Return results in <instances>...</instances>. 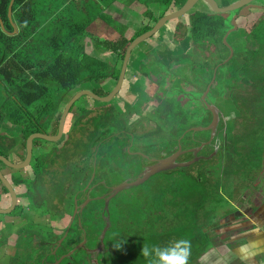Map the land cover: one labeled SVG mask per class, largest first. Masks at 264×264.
<instances>
[{
    "label": "trees",
    "instance_id": "obj_1",
    "mask_svg": "<svg viewBox=\"0 0 264 264\" xmlns=\"http://www.w3.org/2000/svg\"><path fill=\"white\" fill-rule=\"evenodd\" d=\"M115 1L14 0L8 18L11 0H0V133L5 124L19 130L23 150L31 134H47L53 124L57 113L46 100L47 93L58 104L86 83L95 95L107 96L110 91L103 90V86L109 81L115 84L131 41L159 18L182 7L186 0H132L145 8L143 17L152 26L145 25L129 39L125 37L126 27L102 15V10ZM150 3L157 5V17L148 7ZM97 18L112 27L108 38L100 39L87 32ZM177 22L173 41L181 43L188 37L191 49L202 61L196 62L188 52L172 56L167 65L151 58L162 73L155 79L156 94L148 103L153 101L156 106L151 118H143L142 133L119 125L112 130V115L125 112L119 105V111L111 107L116 98L107 104L95 101L100 106L92 110L74 104L68 111L65 123L69 115L71 119L58 141L59 147L32 157L31 182L38 194L34 190L22 196L36 198V207L42 208L51 220L64 218L74 199L81 203L86 186L87 191L95 192L89 195L91 202L101 200L102 207L97 214L93 209L92 216V207L81 209L76 216L80 222L74 220L63 228L67 234L59 246L58 239L47 242L41 237L25 243L13 264H54L71 251L59 264H113L116 251L114 264L125 253L131 264H150L153 258L141 254L143 246L175 247L181 241L188 242L187 264H192L213 248L214 224L234 212V208L218 212L223 203L233 206L236 196L245 192L248 195L242 202L247 205L254 202L250 201L252 197H264V192L254 185L257 170L264 167V17L258 18L248 33L257 47L248 61L232 57L224 62L220 56L217 38L227 30V19L222 14L192 11ZM86 36L113 55L112 65L85 53L81 40ZM220 72L229 75L232 85L211 87L201 98L213 75L217 79ZM163 73L170 77L166 83ZM211 107L217 113V126L211 143L199 154L206 151L211 157L185 155L175 164L189 163L186 166L164 170L137 185L159 176L164 178L146 196L134 195L132 201L138 205L121 208L112 201L128 189L114 191L120 185V172H132L134 181L154 165L152 162L169 157L178 147L192 151L206 142L210 131L202 128L211 122ZM132 112L138 115L136 109ZM60 115L51 135L57 133ZM2 137L0 155L8 158L1 148ZM47 143L51 142L34 139L32 150ZM74 162L76 167L72 168ZM52 170L59 175L53 177ZM17 184L19 180L14 178L12 185ZM49 184L51 190L46 189ZM104 193H108L106 200L99 198ZM204 205H209L210 214L208 210L202 212ZM22 210L17 205L13 216L21 215ZM198 214L206 216V221H201ZM186 230L191 235L187 238L183 233ZM171 234L173 239L169 238ZM183 247L179 244V248Z\"/></svg>",
    "mask_w": 264,
    "mask_h": 264
},
{
    "label": "rangeland",
    "instance_id": "obj_2",
    "mask_svg": "<svg viewBox=\"0 0 264 264\" xmlns=\"http://www.w3.org/2000/svg\"><path fill=\"white\" fill-rule=\"evenodd\" d=\"M218 1L220 2L221 5L227 6V5L232 4L233 2H235L237 0H218ZM263 2H264V0H257V3H263ZM200 4H204V3L200 2ZM205 11L208 14L215 13L206 4H205ZM235 14H233V12L222 14L227 19V23H226L227 24V31L232 29L231 23H232V18ZM260 14L264 15V11L252 10L250 12V16H248L247 19L240 18L238 28H239V26H241L242 28L238 29L237 31H232L229 34V36L227 37V40H226L228 46L226 44H224L223 42L221 44V38L223 37L224 34H220V36L217 38V45H218L220 56L224 59V62L226 60H228L229 58H232V57L238 58V59L239 58L240 59H246L245 61H248L251 59L250 54H251V52L253 53L257 49V47L255 46L254 43L251 42L252 45L249 43L250 37H249L248 32L250 31V27H251L252 23L255 22L256 18ZM176 23H177L176 20L169 22L168 24H166V25H168L167 28L173 30V27H174L173 25H176ZM145 25L152 26L151 23L146 24V21L142 20L140 27L142 28ZM227 31L225 32V34L227 33ZM94 35H96L97 37H100L101 39L106 38L105 34H102V33H98V34H94ZM125 37L127 39H129L130 34L125 35ZM164 39H165V34L162 32V30H160L155 36H153L152 38H150L147 41H144L142 45H140V46L138 45L134 49L135 58L136 59L142 58L143 64L149 65L148 66L149 69H145V70H146V72H148L152 76V80L151 79H149V81L145 80L142 76H139L137 78L135 75H133L134 74L133 70H131L128 73L129 77L127 76V78H125L126 83L124 82V84H123L124 86H123L121 92L118 94L119 98L118 99L116 98V100H114L112 102V105H111L112 108H116V110L119 111V109L117 108V105L120 104V106L122 107V109L125 110V112L128 116L125 114V112H124V114L123 113L121 114L120 111L118 113H114L110 119L112 124H113L112 130H115L117 128L115 125H119L120 127H122V129H134L135 132L139 134V132L142 133L141 131L143 130V126H145V122H143V118L147 117V116L149 118L152 117V115H153L152 111L155 109L154 107L156 106V104L153 101L150 104L148 102L153 100L154 94H156L155 92L157 90V87L154 84L156 81L155 79L157 78L159 73H162V71L160 70L159 66H157V65L152 66V63L149 64V62H150L149 59H150V57H152L153 55L156 54L158 59L160 61H162L160 59V57H162V56L158 52H156V50H152V49H153V43L156 45L157 43L164 41ZM82 43H83V39L81 40V45H83ZM229 47L232 49L231 57H230L231 52H230ZM182 49L184 51L187 48L185 47ZM187 52L193 58V60H195L196 62L202 61V58H200L198 56V54L194 50H192L191 48L189 50H187ZM104 53L106 55H104V54L101 55V58L104 59V61H106V63L112 64L113 59H114L113 55H111V53H109L105 50H104ZM166 56L162 57L165 60V62L167 61V58L170 57V55H166ZM105 57H106V59H105ZM156 66H157V68H156ZM223 69H225V67ZM136 75H138V73H136ZM162 75L164 77H166L165 82H164V83H166V81H168L170 79V77L166 76L165 73H163ZM133 85L135 86L134 88H132ZM228 85L229 86L232 85L229 75L226 74L225 72H220L219 78H217L214 81L212 87L215 89L218 86H228ZM113 87H114V83L112 81H109L103 86V90L111 91ZM83 90L91 91L92 87L90 84L83 83V84L79 85L78 87H76L74 90H72L70 92V94H68L65 97L64 101L60 102L58 104H55V102L53 100V96L50 93H47L46 100L48 101V103L51 104V106L54 107V109L56 110V113H57V114H55L53 124L51 125L50 129L47 130V135H51L50 132L54 130V126H55L57 117L62 112L63 106L65 105V103L75 93H77L79 91H83ZM205 93H206V90L201 95V98H203ZM122 96L123 97L127 96V98L132 99L133 100L131 102L132 106L127 105L125 108H123V106H122L123 101L121 100V103L118 102V101H120V99H122ZM78 106H81V107L84 106L87 110H92L95 107L100 106V105L97 104L95 101H92L91 99L87 98V97H82L75 103L74 107H78ZM133 109H136V111H138V115H142L141 116L142 118L138 117L137 114L133 113L132 112ZM70 119H71V115H69V117L67 119V123H65L66 128L64 127V131L67 129L68 122ZM76 120H78V119H76ZM75 122H77V121H75ZM64 131H63V133H64ZM0 135L3 136L2 139H4V143L1 144V148L8 154L7 159L10 162H12L11 160H13L14 163H19V160H21V158L25 154L23 149H22V140L20 139L19 130L14 129L13 127L5 124L3 126V128H1ZM124 140L125 139H122V141H124ZM135 142L137 144L136 139L134 140V143ZM41 143H43V142H41ZM60 144H61V142H58V141H57V143L42 144L39 148H37L36 150L33 151V155L34 156L43 155V154L47 153L51 148L59 147ZM263 144H264V142H263ZM263 144H262V147H263ZM31 165L32 164H30L27 168L22 169V170H13L9 167H6L3 164L0 165V171H1L2 175H4V173L7 174V177H6L7 180L11 181L14 178H17L19 180V184H17L13 188L17 194V205L18 206L21 205L23 207L22 213L19 216H13V213L12 214L11 213L6 214V215L0 214V264H13V261L20 257L21 249L24 246V244L30 242L33 238L41 237L43 240H45L47 242H53V241L57 240L58 238H60L62 236L63 228L68 224V221H69L70 210L67 211V215L64 218L51 220L47 217V215L45 214V212L42 208L36 207V206H38V205H35L36 198H32L31 196H29V197H23L22 196L23 194H28V193H31L35 190V184L33 182H31V179H32V167H31ZM74 167H76L75 162L72 163V168H74ZM262 167H260L257 170L258 176L254 182V185H255V188H257L260 192L263 193L264 192V167L263 168ZM205 170L207 172L206 174H208V169H205ZM53 171L54 170H52V172ZM69 171H70V173L73 172L72 169H70ZM127 172L128 171L120 172V174H122V175L119 174L120 176H119V179H117V181H118L117 183H120V185H121V184H124L126 182L132 181L133 173L132 172L127 173ZM210 172H213V171L210 170ZM52 175L54 177V175L56 176L59 174L56 173V171H54ZM163 179H164L163 177L161 178L159 176L158 178L157 177L152 178L151 180L147 181L146 183H144L140 186L128 188L125 191H123L122 193H120L117 198L112 199V201L113 202L115 201L114 203L118 202V205H120L121 208H122V205H138V203L136 201H135V203H134V201H132L134 195L137 194L141 197L146 196V194H148L149 192L151 193L152 190L156 187L155 183L159 182L160 180L163 181ZM36 186H38V185H36ZM46 189L51 190V185L49 184L48 186H46ZM3 190H5V189H3V186L0 183V194H1L0 195V208H7L10 205V198L7 195V192H5ZM82 191H84V190H82ZM74 192L75 191H73V193ZM35 194H38L37 190H35ZM85 195L87 197H86V199L83 200L81 205H83L90 198L89 195H91V196L95 195V192L88 190L85 192ZM247 195H248V192H245L242 196L237 195L236 196L237 201H236V203H234L233 206L232 205L230 206V205H227L226 203H223L219 207L221 210H219L218 212H220L222 210H226L224 208H227L228 210L229 209L233 210V208H234V210H233L234 212L232 213L233 215L230 214L232 217V221L228 222V219L230 216V215H228L225 218L217 221L216 224H214V226L212 227L213 231H214V238L212 241L213 242V248L211 250H209L207 253H204L203 255H201L200 258L198 259V261L194 262L192 264H219V263L220 264H229V260H230L229 255H228L229 250H233L234 251L233 254L236 255L237 253H239V251L241 249H244L247 244L250 245V242L248 243V237H247V239L244 237L249 236V235L252 237V235L257 236V234L258 235L264 234V226L258 225V223H256L257 220H255L256 218L260 219L262 217V214L260 215L259 212H261V210H260L261 206L264 205V197H261L262 196L261 194H259V196L255 200L252 197L250 201H252V202L254 201V202L252 204L247 205L246 203L242 202V200L245 199L247 197ZM254 195H256V194H254ZM81 196H82V194H80V197ZM105 205L106 204H104V207H106ZM87 206H86L87 208L92 207V210L90 211L91 216L94 215L93 209H94V212L97 214V213H99V211L101 210V207H102L101 200L91 202V204L88 203ZM235 206H236V208H235ZM87 208H86V210H87ZM209 208H210L209 205H204L202 212H205L208 210V212L210 214ZM250 211H255V214L253 216L251 215L252 217L248 213ZM199 217H200L201 221H204L206 219V216L204 217V216L199 215ZM251 221H253V225L251 224ZM241 223H242V226H240ZM254 224H257V225L254 226ZM166 227H167V225L165 226V228ZM198 228H201V227H198ZM198 228L196 229L197 231L199 230ZM72 229H74V228L72 227ZM183 233H184V237L186 236V238L191 236L190 231L186 230V231H183ZM206 234H207V232H206ZM168 235H169V232H168ZM172 236H173V234H171L169 236V238L173 239ZM80 245H78V246H80ZM126 245L129 246V243H126ZM126 250L127 249H125L124 251H126ZM53 252H52V254H53ZM127 255L128 254L125 253L123 259L121 256H119L121 259L119 262H117V264H121L122 262H124V264H129V263L131 264L130 257ZM215 255H224L225 257L224 256H222V258L220 257L222 260L224 257V262H220V260H216ZM113 256H118V251H116L113 254ZM113 256H112L111 261L114 264L116 262V260ZM66 257H67L66 255L60 256L54 262V264L57 262H58L57 264H59Z\"/></svg>",
    "mask_w": 264,
    "mask_h": 264
},
{
    "label": "water",
    "instance_id": "obj_3",
    "mask_svg": "<svg viewBox=\"0 0 264 264\" xmlns=\"http://www.w3.org/2000/svg\"><path fill=\"white\" fill-rule=\"evenodd\" d=\"M13 1L14 0H11L9 8H8V18H10V16H11V6H12ZM254 1L255 0H237V1L233 2L232 4H229L227 6H223L220 4V2L218 0H186L185 3L182 5V7H180L179 9H177L175 11H172V12L165 14L164 16L159 18L156 21V23L148 31L140 34L134 40L131 41V43L128 45V47L125 50V53H124V56H123V59L121 62L120 72H119L118 78L116 80V83H115L113 89L108 93L107 96L99 97V96L95 95L92 91H86V90L79 91V92L75 93L63 106V110L61 112L59 122H58L57 133L55 135H47V134H42V133L31 134L25 142L26 154H25V158L22 162L12 163L7 158H5L1 155H0V162L3 163L6 167H9L13 170H22V169L27 168L30 165L31 159H32V146H33L34 139H41L43 141H47V142H51V143L59 141L63 136L65 120H66L68 111L80 98L87 97V98L91 99L92 101L105 103V104L110 103L120 93L121 88L124 84L125 73H126V69H127L128 62H129L132 51L139 44H141L144 41H147L148 39L155 36L167 23L172 22L174 20H177L179 17H181L183 15L190 14V12H192V10L197 5V3L203 2L208 7H210L211 10H213L215 13H218V14L232 13L236 10H240L239 13L237 14V16H234L232 18V23H231L232 29L230 31H228L223 38V43L226 44L227 35L231 31H235L237 29L236 18L237 17H244L247 14L249 9L259 8L258 6L251 4ZM0 25L2 28L3 26H2L1 20H0ZM230 52H231V54H230V57H231V55H232L231 49H230ZM213 82H214V76H213L210 84L208 85V87L206 89V93L204 94V96L209 91ZM204 96H203V98H204ZM210 110H211V114H212V119H211L210 125L206 128V130H210L211 132H213L215 129V126L217 124V113H216L215 109L212 107L210 108ZM177 156H178V153H176L170 157H167L165 159H161V160L157 161L156 164L150 166L139 178H137L136 180H134L132 182H126L124 184H121V185L115 187L114 191L117 193L123 189L133 187V186H137V185L143 183L144 181H146L148 178H150L154 174H157L159 172H162L164 170L170 169V168L175 167V166L183 167V166H186L187 164H189V163L175 164V160H176ZM0 183L6 189V191L8 192V194L11 198L10 207L9 208H0V214H2V215L10 214L14 211V209L17 205V194L14 191V188L12 187L10 182L4 177V175H2L1 171H0ZM61 241H62V239L60 240V242ZM80 246H78V247H80ZM78 247H76V248H78ZM72 252L73 251L68 253L66 256H69ZM57 263H55V264H57Z\"/></svg>",
    "mask_w": 264,
    "mask_h": 264
},
{
    "label": "crops",
    "instance_id": "obj_4",
    "mask_svg": "<svg viewBox=\"0 0 264 264\" xmlns=\"http://www.w3.org/2000/svg\"><path fill=\"white\" fill-rule=\"evenodd\" d=\"M198 4H200V2L197 3V5ZM148 7L152 11L153 17H157L158 16V7H157V5L155 3H150L148 5ZM144 10H145V8L142 5H139L138 3H136V2H134L132 0H116L115 2H113L112 4H110L109 6H107L106 8H104L102 10V15H104L107 19H111L112 21L116 22L119 25H122V26L126 27L127 31H126L125 35L130 34V38H131L134 33H136L137 31H139L141 29L140 24L142 23V20L146 21L144 19V17H143V14H142L144 12ZM195 11L206 12V11H201V10H198V9L197 10L195 9ZM248 16H250V13L245 15L244 17H241V18L242 19H247ZM259 17H264V15L260 14L256 18V20ZM236 22H237V29H236V31H237L238 29H240L242 27L239 26V28H238V25H239V22H240L239 19ZM254 23L255 22H253L252 25ZM146 24H147V21H146ZM252 25H251V27H252ZM165 26H168V25H165ZM173 26H174L173 30L170 29L171 36L169 38H167V39L165 38L164 41H161V42L157 43L156 45L153 43V49L152 50H156V52H158L162 57L166 56V53H168L167 51L170 52L168 54V55H170V57L167 58L166 62H165V60L162 57H160V59L162 60L161 62L164 65H167L169 59L172 56L182 54L184 52H187V50H189L190 48H192L191 47L192 46L191 42L189 41L188 37H186L185 40L182 41L181 43H177V42L173 41V35H174V32H175V30H176V28L178 26V22L176 23V25H173ZM251 27H250V29H251ZM86 30L92 36L97 37L94 34L102 33V34H105L106 38H108L110 36V34L113 32V29H112L111 26H109L108 24H106V22H104V21H102V20H100L98 18L96 20L92 21L91 24L88 26V28ZM97 38H100V37H97ZM249 43L251 44L250 40H249ZM82 44H83L82 46H84V51H85L86 54H88L90 56H93V57H96V58H98L100 60H104V59L101 58V55H103V54L106 55L104 53V50L102 48L98 47L97 45H95L94 42L91 40V38L89 36H86L85 38H83V43ZM142 44L143 43L139 44V46L142 45ZM185 47L187 49L183 51L182 48H185ZM151 58H158V57H157L156 54L153 55L152 57H150L149 64L152 63V59ZM105 59H106V57H105ZM236 59H238V58H236ZM239 60H242V59L239 58ZM110 65H112V64H110ZM148 66L149 65L143 64L142 58H137V59L135 58V53H134V50H133L132 53H131L129 62H128L125 78H127L128 73L131 70H133V73H134L133 75H135L138 78L139 76L143 77V74H144V76H145L144 79L146 80V78H148V76H147V74L144 73V71H145V69ZM136 73H138V75H136ZM124 82L126 83V80H124ZM134 87L135 86L133 85L132 88H134ZM118 98L119 97H117V99ZM121 100L124 102V103L122 102L123 108H125L127 105H131L132 106L131 102L133 100L130 99V98H127V96H125V97L122 96V99H120V101H118V102L121 103ZM119 106H120V104H119ZM4 177L6 178L7 174L4 173ZM260 210H261V212H259V213H260V215L262 214V217L260 219L256 218L255 220H257L256 223H258V225H263L264 226V205L261 206ZM248 213L250 214V216L251 215L253 216L255 214V211H250ZM230 221H232L231 215L229 216V219H228V222H230ZM251 224L253 225V221H251ZM255 225H257V224H254V226ZM240 226H242V223L240 224ZM247 237H248V243L250 242V245L247 244L246 247L244 249H241L239 251V253H237L236 255L233 254V252H234L233 250H229L228 251L229 252L228 255H229V259H230L229 260V264H264V234H260V235L257 234V236L252 235V237L249 235V236H246L244 238L247 239ZM222 256H224V255H215V259L216 260H220V262H224V257L225 256L223 257V260L221 259Z\"/></svg>",
    "mask_w": 264,
    "mask_h": 264
},
{
    "label": "flooded vegetation",
    "instance_id": "obj_5",
    "mask_svg": "<svg viewBox=\"0 0 264 264\" xmlns=\"http://www.w3.org/2000/svg\"><path fill=\"white\" fill-rule=\"evenodd\" d=\"M252 5H256V6H258L259 8H256V9H249L248 10V12H247V14H249L252 10H256V11H264V2L263 3H257V0H255L254 2H252L251 3ZM201 10V11H205V4H198V5H196L195 7H194V10ZM239 11L240 10H236V11H234L233 12V14H235L234 16H237V14L239 13ZM246 14V15H247ZM233 16V17H234ZM241 17H237L236 18V21L238 20V19H240ZM260 18V17H259ZM177 21V20H176ZM231 27H232V24H231ZM162 31L164 32V34H165V38L167 39V38H169L170 36H171V31H170V29H168L167 28V26H164L163 28H162ZM227 31V30H226ZM228 31H230V30H228ZM227 31V32H228ZM236 31V30H235ZM232 32V31H231ZM230 32V33H231ZM229 33V34H230ZM228 34V35H229ZM226 34L224 33V35H223V37H222V39H221V44H222V42H223V38H224V36H225ZM227 35V36H228ZM226 40H227V38H226ZM226 44H227V41H226ZM229 49H231V48H229ZM232 50V49H231ZM171 51V50H170ZM168 53H166V55H168L170 52L169 51H167ZM230 59V58H229ZM150 61V60H149ZM227 61V60H226ZM225 61V62H226ZM154 65H157V64H155V63H152V66H154ZM157 66H159V65H157ZM157 66H156V68H157ZM159 68H160V66H159ZM146 69H149L148 67L146 68ZM127 70V69H126ZM144 73L145 74H147L148 72H146V70L144 71ZM125 75H126V73H125ZM150 77H152L151 75H149ZM214 76V81L216 80V78H215V74L213 75ZM145 76H144V74H143V78H144ZM213 78V77H212ZM124 80H125V78H124ZM146 80H148L149 81V79L148 78H146ZM212 80V79H211ZM211 82V81H210ZM116 83V82H115ZM214 83V82H213ZM213 83H212V85H213ZM115 85V84H114ZM212 85H211V87H212ZM124 86V85H123ZM123 86H122V88H123ZM210 87V88H211ZM122 88H121V90H122ZM113 89V88H112ZM118 97V95L115 97V98H117ZM114 98V99H115ZM211 123V122H210ZM210 123H209V125H210ZM208 125V126H209ZM207 126V127H208ZM216 126H217V124H216ZM216 126H215V129H216ZM207 127H205V128H202V129H205L206 130V128ZM196 130H198L197 128H195ZM195 129H193V130H195ZM215 129H214V131L213 132H211L210 130H207V131H210V136H209V138H208V140L206 141V142H204V143H202L199 147H196V148H193L192 149V151L191 150H189V149H187V150H182L180 147H178L177 149H176V151L172 154V155H174V154H176V153H178V156H177V158H176V162H180L179 160L180 159H182L185 155H187L188 157H191V158H194L193 157V155H196L197 153H198V156L199 157H201V158H204V159H207V158H209V157H211L210 155H208L209 157H207V154H206V151L204 152V154L203 155H199L200 154V152H201V150L204 148V147H206L207 145H209L210 143H211V141H212V139H213V137H214V132H215ZM55 143V142H54ZM57 143V142H56ZM23 151H25V154H26V149L25 150H23ZM193 152V153H192ZM193 154V155H192ZM172 155H170V156H172ZM34 155H33V150H32V157H33ZM169 156V157H170ZM24 158H25V156H24ZM167 158V157H166ZM200 158V159H201ZM24 160V159H23ZM22 160V161H23ZM153 160H155V159H153ZM195 160V159H194ZM12 161V163H14V161L13 160H11ZM21 161V162H22ZM157 161H159V160H157ZM156 161V162H157ZM156 162H152L151 164H156ZM206 171V170H205ZM9 182H10V184L12 185V181L13 180H8ZM12 187H14L13 185H12ZM84 191V193L87 191V189H86V187L83 189ZM77 193L75 192V195H76ZM7 195L9 196V194H8V192H7ZM76 197V196H75ZM86 195H85V197H84V199H86ZM107 197H108V193H104V195H101L99 198L100 199H107ZM9 198H10V196H9ZM92 201V198H89L83 205H81V203L83 202H81V203H77V201H76V199H74L73 200V203H72V205H69L70 206V208H69V210H70V216H69V221H68V224L66 225V226H70L71 224H72V222L74 221V220H76V223H79L80 222V220H79V218H77L76 216H77V214H79L82 210L81 209H83L84 207H86V205H88V203L89 202H91ZM10 204H11V198H10ZM17 206V205H16ZM10 207V205L7 207V208H9ZM16 208V207H15ZM12 214V213H11ZM67 215V214H66ZM65 215V216H66ZM47 217L49 218V216L47 215ZM50 219V218H49ZM66 234H67V231H64V233L62 234V236L60 237V238H58V243H57V245L59 246V244L63 241V239H64V237L66 236ZM62 239V241L60 242V240ZM84 243V242H83ZM82 245V244H81ZM78 247V246H77ZM57 248V247H56ZM56 248L53 250L54 252H53V254L55 253V251H56Z\"/></svg>",
    "mask_w": 264,
    "mask_h": 264
},
{
    "label": "clouds",
    "instance_id": "obj_6",
    "mask_svg": "<svg viewBox=\"0 0 264 264\" xmlns=\"http://www.w3.org/2000/svg\"><path fill=\"white\" fill-rule=\"evenodd\" d=\"M179 244L185 245L183 248H179ZM175 247H158L154 246L149 249L147 246H143L141 254L146 257H152L150 264H187V256L189 254V246L187 241H181ZM122 247L117 245V248ZM179 248V251L177 250Z\"/></svg>",
    "mask_w": 264,
    "mask_h": 264
}]
</instances>
